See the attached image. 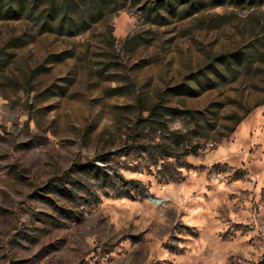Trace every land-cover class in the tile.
<instances>
[{
  "label": "rangeland",
  "instance_id": "rangeland-1",
  "mask_svg": "<svg viewBox=\"0 0 264 264\" xmlns=\"http://www.w3.org/2000/svg\"><path fill=\"white\" fill-rule=\"evenodd\" d=\"M237 2L0 0V264H264V103L230 132L264 3Z\"/></svg>",
  "mask_w": 264,
  "mask_h": 264
},
{
  "label": "trees",
  "instance_id": "trees-1",
  "mask_svg": "<svg viewBox=\"0 0 264 264\" xmlns=\"http://www.w3.org/2000/svg\"><path fill=\"white\" fill-rule=\"evenodd\" d=\"M34 1H37V0H34ZM196 1L197 0H180V2H181V5H185L186 6V8H191V7H193V5L196 3ZM236 1H238V2H242V1H244V0H236ZM249 2H257V4H262V3H264V0H248ZM237 2V3H238ZM22 4H23V1H21V3H20V6H19V9L20 10H25V8H24V5L22 6ZM170 6H171V10H174V5H173V3L170 1ZM186 8H182L181 10H180V12H179V14L180 15H182V14H185L186 12H187V9ZM1 11V10H0ZM12 12L13 13H11L12 15H14V16H16V15H18L19 14V10H17V11H13L12 10ZM15 12V13H14ZM173 12V11H172ZM48 18H52V13H48L47 14V16H46V19H45V24H49L50 26L52 25V23H53V21H51V20H53V19H51V20H48ZM58 28H60V25H59V27ZM253 51H251V52H249L251 55V57H258V56H260L261 55V57H258L257 59L258 60H260V61H262V62H264V54H262V53H255V52H253ZM243 53V52H242ZM242 53H234L233 54V56L235 57V60H237L240 64L242 63V66H246V65H243V63L246 61V60H248V58H245V56H243V57H241L242 55ZM244 54H246V53H244ZM258 54H260V55H258ZM244 61V62H243ZM251 61H254V60H251ZM217 74H218V72H217ZM220 74V73H219ZM223 76V75H222ZM252 80V79H251ZM262 103H264V97H262V98H260L259 100H257L256 102H253V104L252 105H246L245 107H244V109H243V112H238V111H235V112H233V114H232V116H233V125H231L230 126V132H232L234 129H235V126L242 120V119H245V117L247 116V114H249L250 112H251V110L253 109V108H255V107H257V106H259L260 104H262Z\"/></svg>",
  "mask_w": 264,
  "mask_h": 264
},
{
  "label": "water",
  "instance_id": "water-1",
  "mask_svg": "<svg viewBox=\"0 0 264 264\" xmlns=\"http://www.w3.org/2000/svg\"><path fill=\"white\" fill-rule=\"evenodd\" d=\"M151 198V200H153V201H157V199L156 198H152V197H150Z\"/></svg>",
  "mask_w": 264,
  "mask_h": 264
}]
</instances>
